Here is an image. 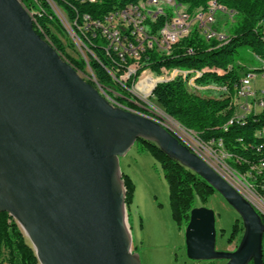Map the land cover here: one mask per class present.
I'll list each match as a JSON object with an SVG mask.
<instances>
[{
    "label": "water",
    "instance_id": "1",
    "mask_svg": "<svg viewBox=\"0 0 264 264\" xmlns=\"http://www.w3.org/2000/svg\"><path fill=\"white\" fill-rule=\"evenodd\" d=\"M97 85L37 33L21 0H0V213L16 220L39 264H141L120 169L140 138L207 181L243 222L238 246L218 251L215 212L194 208L187 257L263 264L258 211L163 124L112 105Z\"/></svg>",
    "mask_w": 264,
    "mask_h": 264
},
{
    "label": "trees",
    "instance_id": "2",
    "mask_svg": "<svg viewBox=\"0 0 264 264\" xmlns=\"http://www.w3.org/2000/svg\"><path fill=\"white\" fill-rule=\"evenodd\" d=\"M54 1L72 22H76V27L84 25L85 17H88L89 21L103 22L111 13L125 9L129 4L139 6L149 2V0ZM186 1L187 10L192 17L198 11L207 12L209 2L215 1V5L232 12L234 27L225 34L224 40H206L199 25L195 24L187 37H180L171 45L169 53L161 52L156 47L145 46L139 52V61L117 54L109 46V41L95 27L89 28L85 35L75 29L91 51L88 62L82 58L70 57L66 53L61 39L51 30L53 28L62 34L63 28L44 0H42L44 11L52 17V20L44 16L39 17L34 28L79 73H85L89 67L98 83L107 90L106 94L114 102L143 113L144 110L134 104L129 93V89L139 76L145 70L157 76L178 70L180 73L174 79L159 83L152 94L164 113L183 129L194 134L200 143L210 145L221 142L225 153L229 156L226 163L232 169L239 172H246L250 168L258 170V166L264 162V149L257 150V146L263 141L257 139L256 132L264 127V109L259 114L233 121L235 116L233 103L241 79L249 72L263 73L264 0ZM21 2L31 10L30 6L33 5L31 0H21ZM165 20L164 17H159L154 22L146 21L150 45H157L155 39L159 37L157 34L164 26ZM126 36L133 46L138 45L129 32H126ZM242 49L252 52L260 61V65L249 68L242 63H236V56ZM135 64L136 72L125 83H117L112 77L111 72L119 70L117 77L120 78L123 68L127 69ZM246 70L247 73H244ZM191 77H195L198 86L219 85L226 89L227 94L212 97L206 93H199L189 85ZM87 82L94 84L91 81ZM134 147L140 153H149L160 165L169 187L172 218L179 226H187L191 211L196 207L204 206L210 197L218 193L202 177L165 154L156 143L140 138L135 142ZM122 180L126 189L125 203L129 211L135 187L131 178L123 172ZM260 217L264 225V216L260 214ZM243 232V222L241 219L237 220L227 240L228 244H233ZM262 251L264 264V235ZM0 264H39L24 232L16 220L6 212L0 213ZM204 264H216V261Z\"/></svg>",
    "mask_w": 264,
    "mask_h": 264
},
{
    "label": "rangeland",
    "instance_id": "3",
    "mask_svg": "<svg viewBox=\"0 0 264 264\" xmlns=\"http://www.w3.org/2000/svg\"><path fill=\"white\" fill-rule=\"evenodd\" d=\"M180 1H183V3H185L184 5L187 6L186 4L188 2L186 0H179V2ZM159 3L161 11H172L171 5L166 0H159ZM217 8L221 10H218L215 14L213 29L218 34L225 35L235 25L234 20L232 19V12L219 6H217ZM211 9L214 10V4L209 2V9L207 12H211ZM147 10H156V5L148 6ZM66 20L68 25L62 27V34L53 28L51 29L52 32L59 36L65 46L66 53L70 57L75 59L82 58L88 62L91 53L74 35L73 31L70 29V22L68 19ZM118 22H120L119 19L115 20L113 24H117ZM116 48L117 54H121L122 57L125 55L128 58H133L134 60L139 61L138 52H140V49L130 47L127 40L117 44ZM236 63H242L249 68H255L260 65V61L253 55V53L245 49H242L236 56ZM122 70L123 73L120 78L117 77L119 70L117 72H111L112 77L117 83H125L127 77L136 72L137 65L135 64L127 69L123 68ZM178 73L179 71L176 70L165 73L162 76H157L149 70H145L134 83L129 93L134 104L144 110L143 114L146 113V115L155 118L164 117V123L170 128H174L176 131L179 130V135H182L185 141H195L197 139L194 134L186 131L173 119L167 117L163 109L151 95H148L146 90L149 84H151V80L148 76L157 80L161 79L163 81H169L174 79ZM244 73H247V70ZM80 75L86 81L98 83L93 71L89 67H87L85 73H80ZM189 85L199 93H206L212 97H221L227 94L226 89L219 85L210 84L207 86H198L195 83V77L189 79ZM97 88L110 102L113 100L106 94L107 90L103 88V86L100 87L97 85ZM262 90H264V78H262V75L257 74L252 81V91L255 94L241 98L239 100L238 108L244 111L241 106H251L253 110L257 109L258 113H260L262 109L258 107L257 104L260 97V91ZM197 146V148L202 151L207 161L217 171L224 175L227 180H230L229 178L231 177L229 173L232 172V170L224 162L229 156L225 153L223 147L219 143L213 144L210 147L209 145L200 142ZM209 150L215 157L210 156V153L208 152ZM120 169L121 172L131 178L135 187L133 202L129 211H127V225L128 227L130 226L133 252L135 251V253L139 255L141 264H204L205 262L192 261L187 257L185 244L186 226H179L172 218L169 187L160 165L154 160V158L147 152L140 153L133 146L125 156L120 158ZM204 206L213 210L216 215V249L218 251H228L227 249L231 251L235 249L240 243L244 232L240 233L235 242L231 245L228 244L227 240L231 236L236 221H240L241 219L239 214L219 193L210 197ZM27 241L31 244L28 238ZM225 263L226 262L222 260L216 261V264Z\"/></svg>",
    "mask_w": 264,
    "mask_h": 264
},
{
    "label": "built area",
    "instance_id": "4",
    "mask_svg": "<svg viewBox=\"0 0 264 264\" xmlns=\"http://www.w3.org/2000/svg\"><path fill=\"white\" fill-rule=\"evenodd\" d=\"M44 1L47 3V5L51 8L55 16L58 18L62 27L64 25H68V22L66 20L68 19V21L71 24L70 29L73 31L74 35L80 40V42L85 47H86L85 43L82 41V38L77 35L75 29L79 33L85 35V33L89 30V28L95 27V29H98L101 35L109 41V46L113 48L116 53H117V48H116L117 44H120V42L124 40H127L129 42L128 37L126 36V32H129L130 35L134 37L136 43L138 44L135 47L129 42L130 47L138 48L140 49V51L143 50L145 46H147L148 48L156 47L159 51L166 53H169L171 51V44L174 43L175 37H187L190 34L195 24L199 25L201 33L204 35L206 40H210V39L224 40L226 38L225 35L218 34L213 29L215 14L218 10H221L217 8V5H215V1H214V10H211V12L198 11L192 17V15L188 12L187 7L181 1L179 2V0H166L167 2L172 4L171 12L161 11L159 8V0H149V2L156 3V10H146V13H139V8H137V4H129L125 9L111 13L109 16L106 17V19L103 22L89 21V18L85 17L84 25H81L79 27H76V22L75 23L72 22L68 17V15L56 4L54 0H44ZM31 2L33 3L34 6L31 5L30 6L31 10L28 9L27 10L30 16L32 17L34 24L37 23L36 20L37 18L43 16L48 17L50 20H52V17L46 14V12L44 11L42 0L41 1L31 0ZM159 17H164L166 19L164 26L159 30L157 34L162 36V43L157 45H150V39H149V33H148L146 21L150 20L151 22H154ZM117 19H119L120 22H118L117 24H113V22ZM37 26L39 27L38 24ZM89 52L91 53L90 50ZM119 55L122 57L121 54ZM262 71L263 73H261L260 75H262V78H264V64L262 66ZM184 75L187 74L184 73ZM256 75L257 74L249 72L241 79V84L237 91V95L234 98V103H233L235 106V116L233 121L235 119H237L238 121L243 120L246 117L251 116L252 114L254 115L259 114L258 110L257 109L253 110L251 106H245V107L241 106V108H243L244 111L238 108L239 100L241 98L255 94L252 91V81L254 80ZM129 77H127V79ZM129 90L131 91V89ZM111 104L116 107H120L135 113L143 114V112L141 111L130 109L127 106L118 104L114 101ZM257 105L262 110L264 109V90L260 91V97L258 99ZM152 118L163 124L168 130H170V132L174 136L180 139L194 153H196L203 160H205L211 167H213L207 161L202 151H200L199 148H197L198 147L197 145L199 144V139L195 141H188L189 142L188 143L183 139L182 135H179V130L176 131L174 128H170L168 125L164 123L165 120L164 117H158V118L152 117ZM256 137L258 140L263 141L260 145L257 146V150L264 149V127L256 132ZM219 144L222 146L221 142H219ZM211 145H213V143L210 144L209 146L211 147ZM208 152L210 153L211 157H215L214 155L211 154L210 150ZM224 162L226 163V160H224ZM226 165L232 170V172L229 173L231 177L229 178L230 180H227L224 175H222L214 167L213 168L221 176H223L258 211L259 214L264 216V166H258V170H251L250 168L246 172H239L237 170L232 169L227 163Z\"/></svg>",
    "mask_w": 264,
    "mask_h": 264
},
{
    "label": "bare ground",
    "instance_id": "5",
    "mask_svg": "<svg viewBox=\"0 0 264 264\" xmlns=\"http://www.w3.org/2000/svg\"><path fill=\"white\" fill-rule=\"evenodd\" d=\"M169 3V2H168ZM212 4H214L213 2H211ZM160 4V3H159ZM170 4V3H169ZM153 5H156V3L155 2H148V3H146V4H141V5H139V6H137V8H139V13H146V10H147V7L148 6H153ZM171 5V7H172V4H170ZM169 5V6H170ZM212 10V9H211ZM179 39V37H175V41H174V43L177 41ZM155 41H156V43L157 44H160V43H162V36H160L159 35V37L158 38H156L155 39ZM172 45V44H171ZM148 78H150V80H151V84H149V86L147 87V92H148V95H150V93H151V91H152V89H151V87H154L155 85H156V83L157 82H159V81H161V79H153L152 77H150V76H148ZM152 96V95H151ZM260 166H264V162H262L261 164H260Z\"/></svg>",
    "mask_w": 264,
    "mask_h": 264
},
{
    "label": "crops",
    "instance_id": "6",
    "mask_svg": "<svg viewBox=\"0 0 264 264\" xmlns=\"http://www.w3.org/2000/svg\"><path fill=\"white\" fill-rule=\"evenodd\" d=\"M229 251V249H227ZM234 250V249H233Z\"/></svg>",
    "mask_w": 264,
    "mask_h": 264
}]
</instances>
